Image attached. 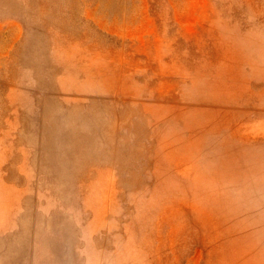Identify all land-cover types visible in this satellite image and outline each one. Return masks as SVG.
<instances>
[{
	"label": "rangeland",
	"instance_id": "obj_1",
	"mask_svg": "<svg viewBox=\"0 0 264 264\" xmlns=\"http://www.w3.org/2000/svg\"><path fill=\"white\" fill-rule=\"evenodd\" d=\"M0 264H264V0H0Z\"/></svg>",
	"mask_w": 264,
	"mask_h": 264
}]
</instances>
